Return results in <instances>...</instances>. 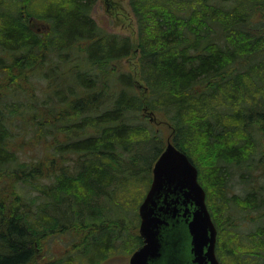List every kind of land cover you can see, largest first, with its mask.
<instances>
[{
  "label": "trees",
  "instance_id": "16d2710c",
  "mask_svg": "<svg viewBox=\"0 0 264 264\" xmlns=\"http://www.w3.org/2000/svg\"><path fill=\"white\" fill-rule=\"evenodd\" d=\"M128 1L145 94L113 66L133 43L96 23V0H0V264H98L142 244L106 201L122 203L130 175L149 186L165 141L147 109L198 169L220 264H259L243 255L264 249V0ZM30 78L44 80L41 96L17 101ZM38 142L53 154L22 160ZM233 176L243 193L230 192ZM234 210L263 216L247 235L219 238ZM47 237L56 244L38 260Z\"/></svg>",
  "mask_w": 264,
  "mask_h": 264
},
{
  "label": "water",
  "instance_id": "95a60500",
  "mask_svg": "<svg viewBox=\"0 0 264 264\" xmlns=\"http://www.w3.org/2000/svg\"><path fill=\"white\" fill-rule=\"evenodd\" d=\"M138 215L143 242L131 253L129 264H220L217 227L198 169L170 138L153 163Z\"/></svg>",
  "mask_w": 264,
  "mask_h": 264
},
{
  "label": "rangeland",
  "instance_id": "374dc122",
  "mask_svg": "<svg viewBox=\"0 0 264 264\" xmlns=\"http://www.w3.org/2000/svg\"><path fill=\"white\" fill-rule=\"evenodd\" d=\"M41 0H35V2ZM91 16L96 21V23L103 29L111 32H118L127 34L130 36V39L133 43V48L130 52V54L120 60L113 61L112 64L117 70H121L127 73H130L131 76L134 79L135 83V89L140 94L146 93V88L144 82L140 78V66H139V50L136 46L137 43V25H136V18L134 16V13L131 9V6L129 4L128 0H96L92 10H91ZM260 19V16L256 17L255 22H257ZM253 21V22H254ZM31 26L38 30L43 31L46 29V23L43 20L39 19H32L29 21ZM37 78H30L32 82H21L17 84L19 85L18 89L19 92L15 93L19 96L17 97V101L20 100V98L25 96H41V90L44 86V80H36ZM28 80V81H29ZM9 83V82H7ZM12 84V83H11ZM10 86H13L10 85ZM24 87V91L22 92L19 90L21 87ZM5 92L7 93V90L4 88ZM4 92V93H5ZM8 92H12L9 90ZM10 96L7 98L9 99ZM23 102H25V100ZM143 116L147 118L154 128L159 132L160 136L164 137V141L166 144L167 138L170 135L172 129L165 118L164 114L161 111H153L150 109L143 110L142 111ZM31 134H34V132L29 131L27 135V139H35L34 136H31ZM50 139L51 137L48 136ZM64 138V137H62ZM20 140V137L17 138V141ZM261 147L264 152V136L261 140ZM53 154V148L49 147L46 142H38L36 144L29 143L21 152L19 149V155L21 156L22 160H27L33 162L38 161L40 159H44V157L47 155ZM66 163L69 162L68 160L65 161ZM153 166V164H152ZM150 179H152V167L149 169L147 173H149ZM129 181L126 186L133 189L132 192H125L120 193L121 199L127 202L121 203L117 197V194L114 193V198H109L106 203L108 207L112 208V210L109 211V218L110 217H120L122 218L119 222L121 224L125 225L126 227L133 229L135 232L138 233V226H139V215H138V205L141 202L142 198L144 197V194L147 191V188L149 187L146 182V178L140 177V175H130ZM151 182V180H150ZM150 184V183H149ZM231 186L230 192L235 193H243L244 184L243 182H240L238 179V176H233L230 179L229 182ZM120 186H124L121 185ZM264 214V210H262ZM260 211H251V210H245V211H237L234 210L232 213H230L229 220L226 222L224 218L220 217L219 222L221 223V229L219 232V238L222 234V237L225 236L227 238L232 236H239L241 234L247 235L248 232L253 231L258 224H260V220L263 216V214L260 216ZM137 215V216H136ZM115 217V218H116ZM112 225V224H111ZM180 235H182L183 239L186 242L185 233L179 232ZM241 235V236H243ZM244 238H242L243 241ZM42 247L38 250L40 251V256L38 257V260L42 257V254L46 256L45 249L52 250V246H54L56 243L52 242V245H49L51 242V238L47 237L43 240ZM257 242V240H256ZM60 245V244H59ZM249 254L243 255V257H246L247 259L253 258L256 262L259 264H264V249L261 247L260 243H250L248 248ZM130 253H122V254H116L113 256L108 257L107 259L101 261L98 264H129V257ZM217 257L220 256L219 250L216 249ZM47 258V257H46ZM245 258V259H246ZM249 262V261H248ZM251 264V263H250Z\"/></svg>",
  "mask_w": 264,
  "mask_h": 264
}]
</instances>
